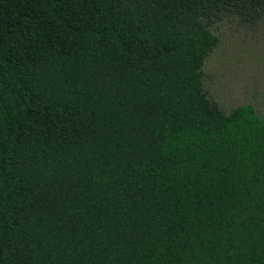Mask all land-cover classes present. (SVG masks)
Listing matches in <instances>:
<instances>
[{"label": "trees", "instance_id": "obj_1", "mask_svg": "<svg viewBox=\"0 0 264 264\" xmlns=\"http://www.w3.org/2000/svg\"><path fill=\"white\" fill-rule=\"evenodd\" d=\"M214 3L0 0V264H264V121L203 93Z\"/></svg>", "mask_w": 264, "mask_h": 264}, {"label": "rangeland", "instance_id": "obj_2", "mask_svg": "<svg viewBox=\"0 0 264 264\" xmlns=\"http://www.w3.org/2000/svg\"><path fill=\"white\" fill-rule=\"evenodd\" d=\"M211 1L202 21L217 42L200 69L203 93L225 114L248 105L264 121V0L248 16L250 3Z\"/></svg>", "mask_w": 264, "mask_h": 264}]
</instances>
